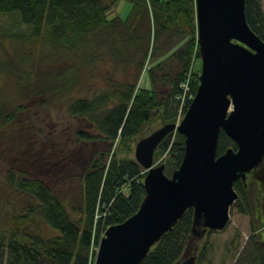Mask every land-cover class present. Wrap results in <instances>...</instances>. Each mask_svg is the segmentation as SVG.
<instances>
[{
    "label": "trees",
    "instance_id": "1",
    "mask_svg": "<svg viewBox=\"0 0 264 264\" xmlns=\"http://www.w3.org/2000/svg\"><path fill=\"white\" fill-rule=\"evenodd\" d=\"M119 1L130 4L127 16L107 18V10ZM262 1L245 0L244 13L249 29L264 42ZM3 16L18 18L24 30L16 39L37 49L39 63L50 68L37 72L33 80H18L29 98L51 95V100H57L62 95H80L92 87L95 75L106 65L136 70L124 82L112 84L110 91L67 102V115L88 122L95 132L81 131L78 140L108 144V150L92 154L78 178L77 193L60 196L44 179L22 171L9 170L1 180L0 264H93L94 248L105 230L135 214L145 196L144 170L135 159L120 157L122 150L128 155L130 142L155 118L162 125L177 123L195 95L199 74L194 65L200 60L195 0H0ZM31 49L27 61H33ZM143 71L149 87L139 88ZM18 111L24 108L13 110L5 124H11ZM2 112L0 102V116ZM184 140L177 132L167 134L153 160L168 156L172 174L182 161ZM229 148L236 150V145L221 132L216 156ZM259 167L264 170V161ZM255 170L245 182L238 180L233 185L238 199L231 209L239 214L250 215L249 188L255 191L258 204L263 199ZM1 191L13 198L7 200ZM257 212L264 221V212ZM39 220L51 234L41 232ZM261 222L251 228L233 264H264ZM192 226L193 210L188 209L140 264L179 263L192 238ZM213 233L208 230L196 242L195 264H211L206 238Z\"/></svg>",
    "mask_w": 264,
    "mask_h": 264
},
{
    "label": "water",
    "instance_id": "2",
    "mask_svg": "<svg viewBox=\"0 0 264 264\" xmlns=\"http://www.w3.org/2000/svg\"><path fill=\"white\" fill-rule=\"evenodd\" d=\"M244 7L245 0H195L201 62L195 95L178 123L136 144L145 196L135 214L105 230L93 264H140L188 209L192 238L177 264H195L198 239L227 226L238 199L234 183L264 161V42L249 29ZM171 132L184 136V152L167 176L153 157ZM221 132L236 150L217 157Z\"/></svg>",
    "mask_w": 264,
    "mask_h": 264
},
{
    "label": "rangeland",
    "instance_id": "3",
    "mask_svg": "<svg viewBox=\"0 0 264 264\" xmlns=\"http://www.w3.org/2000/svg\"><path fill=\"white\" fill-rule=\"evenodd\" d=\"M130 8V4L119 1L107 10V18L124 19ZM261 10L264 15V0L261 2ZM0 26V32L3 34V38L0 40V102L3 106L0 116V182L9 170H13L15 173L22 171L31 178L44 179L47 185L53 187L60 196H64L68 191L77 193L78 178L86 169L92 154L96 150H108V144L98 140L90 142L78 140L77 135L81 131H86L91 135L95 132L88 122L73 119L67 115V102L70 98L80 96L92 98L94 96L92 94L110 91L113 88L112 84L117 85L124 82L127 77L130 78L134 75L136 70L126 69L123 65H106L95 75L92 82L93 88H87L89 91L85 89L86 92L82 91L80 95H62L57 100H51V95L29 98L25 96L28 94H23L24 92L21 91L23 86L19 81L24 82L23 79L29 77L30 80H33L37 72L41 74L46 70L49 72L50 68H46L42 61L39 63L37 49L33 47L31 49L27 44L20 43L16 39L24 30V26L16 16L1 17ZM30 49L33 51V61H27ZM200 68L199 60L194 65L198 74ZM142 73L137 85L139 84V88L149 87L147 76L144 71ZM17 107H23L24 111H18L15 120L11 124H5L6 116ZM162 126L160 120L153 119L130 142V153L125 155L122 150L123 155L120 157L135 159L136 144ZM42 160L45 161L43 164H41ZM161 161L165 165V175L169 176L171 167L168 156L156 157L153 160V165L159 166L157 164ZM257 168L256 170L261 167ZM144 173L146 175L145 171ZM258 178L261 181V189L264 191V170H258ZM2 185L3 182L0 183V188ZM1 192L6 195L7 200L13 198L8 192ZM247 198L250 215L239 214L236 210L231 209L230 220L225 229L207 236L209 247L207 259L211 264H233L250 236L251 228L256 229L262 225L258 221H263V218L258 216L257 211L264 212V194L263 201L261 200L258 204L255 191L249 188ZM260 203H263V206ZM32 222L36 225V221ZM40 222L39 220L37 226H41V232L51 234L50 230ZM261 223L264 225V221ZM260 234L264 242V228ZM97 247L94 248L95 255Z\"/></svg>",
    "mask_w": 264,
    "mask_h": 264
}]
</instances>
